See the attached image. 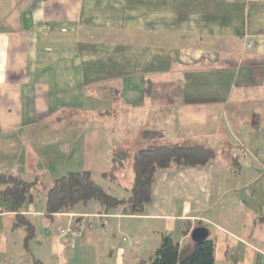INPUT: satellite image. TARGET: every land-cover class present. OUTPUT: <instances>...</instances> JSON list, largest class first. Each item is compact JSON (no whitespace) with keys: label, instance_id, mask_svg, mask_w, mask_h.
<instances>
[{"label":"crops","instance_id":"crops-1","mask_svg":"<svg viewBox=\"0 0 264 264\" xmlns=\"http://www.w3.org/2000/svg\"><path fill=\"white\" fill-rule=\"evenodd\" d=\"M55 132L65 142L40 143ZM155 139L217 155L161 170L141 214L113 210L104 226L59 236L100 206L50 217L39 184L91 170L128 196L134 153ZM5 172L39 182L20 211L30 240L0 193V264H71L77 252L136 264L164 234L184 242L197 226L215 241V264H264V0H0Z\"/></svg>","mask_w":264,"mask_h":264},{"label":"trees","instance_id":"trees-1","mask_svg":"<svg viewBox=\"0 0 264 264\" xmlns=\"http://www.w3.org/2000/svg\"><path fill=\"white\" fill-rule=\"evenodd\" d=\"M151 86L148 87V90ZM144 130L143 138L161 132ZM148 145L142 146L134 153L135 182L129 195L117 197L110 193L98 180L91 170L70 171L54 180L46 192V214L53 217L57 213L71 212L79 204L95 202L100 206L99 213H110L122 209L128 214H141L145 205L152 198L153 185L157 174L172 167L204 166L217 155L210 147L195 143H170L160 140H149ZM126 150L114 153V170L123 167ZM109 176L108 173L104 174ZM110 176L113 175L110 173ZM38 180L29 181L20 175L8 172L0 174V193L5 199H11V209L17 211L16 226L26 229V240L35 233V225L24 214L20 213L30 192L37 186ZM216 244L212 237L195 242L191 236L184 242L175 241L172 234H164L160 246L149 259L136 264H215Z\"/></svg>","mask_w":264,"mask_h":264},{"label":"built area","instance_id":"built-area-1","mask_svg":"<svg viewBox=\"0 0 264 264\" xmlns=\"http://www.w3.org/2000/svg\"><path fill=\"white\" fill-rule=\"evenodd\" d=\"M252 44L250 41L249 45ZM111 214L109 213H94L83 216L75 227H67L60 230L59 236H80L88 229H94L107 224Z\"/></svg>","mask_w":264,"mask_h":264},{"label":"rangeland","instance_id":"rangeland-1","mask_svg":"<svg viewBox=\"0 0 264 264\" xmlns=\"http://www.w3.org/2000/svg\"><path fill=\"white\" fill-rule=\"evenodd\" d=\"M59 140L65 142V133L64 132H61V134H59L58 132H55L52 135H47L46 137H44L43 140H41L40 143H47L48 142V143H54V144H56V143H58ZM38 187L40 188L39 191H38L39 194L41 192L46 193V190H47L46 188L47 187L43 186V184H41V185L39 184ZM107 189L109 190L108 185H107ZM93 263H94L93 261H91V263L88 262V261H85V260L82 261V254L81 253H78V252L75 254V259L71 262V264H93Z\"/></svg>","mask_w":264,"mask_h":264},{"label":"water","instance_id":"water-1","mask_svg":"<svg viewBox=\"0 0 264 264\" xmlns=\"http://www.w3.org/2000/svg\"><path fill=\"white\" fill-rule=\"evenodd\" d=\"M209 237V231L205 226H197L191 232V238L195 242L206 240Z\"/></svg>","mask_w":264,"mask_h":264}]
</instances>
